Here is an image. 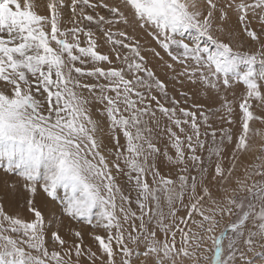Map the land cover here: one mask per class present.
I'll list each match as a JSON object with an SVG mask.
<instances>
[{"label":"snow or ice","instance_id":"obj_1","mask_svg":"<svg viewBox=\"0 0 264 264\" xmlns=\"http://www.w3.org/2000/svg\"><path fill=\"white\" fill-rule=\"evenodd\" d=\"M36 7L0 0V170L23 182L30 214L0 203V264H134L130 245L141 241L139 264H251L246 254L264 242V129L252 127L264 125V0ZM142 51L191 91L170 95ZM59 189L61 215L91 227L87 246L35 202ZM153 221L163 240L146 228Z\"/></svg>","mask_w":264,"mask_h":264},{"label":"rangeland","instance_id":"obj_2","mask_svg":"<svg viewBox=\"0 0 264 264\" xmlns=\"http://www.w3.org/2000/svg\"><path fill=\"white\" fill-rule=\"evenodd\" d=\"M32 1H33V3L35 2V4L37 5L36 11L42 12L39 9V5L41 3H43L44 0H39L40 2L38 0H32ZM98 10L101 12L102 15L107 16L106 10H103V9H98ZM253 25H257V26H253L254 28L258 27V24H253ZM137 36L143 37V40L141 41L142 46H149V45L154 46V43L152 41H150L151 38L148 37L146 35V33L141 31L140 29H137ZM237 42H239V41H237ZM108 47H109L108 45H104L101 50L107 52ZM142 54L146 55L147 60L149 62V66H151L154 69L156 75L168 85V90H169L170 95L173 94V89H175L176 94H177V98L179 99V95H178L179 91H189V92L191 91L187 86H184L182 88L179 83L175 82L172 79V76L174 75V73H172L171 70H169L164 65L163 61H160L158 58L153 56L150 52L142 51ZM161 55H163L165 57V60L169 59L162 51H161ZM163 67H165V68H163ZM166 70H168V71H166ZM157 72H158V74H157ZM164 74H166V75H164ZM234 86H235L238 93H240L244 90V85L242 83L236 84ZM228 98L232 99L230 93L228 95ZM197 99L199 100V102H202V103L204 102L203 99L200 97H198ZM255 103L256 102L253 101V104H255ZM215 106H218V104ZM92 107H93L94 118L101 119L99 114L96 113V111H95V109L97 107H99V105L94 104ZM237 110H238V105H237ZM256 112L258 114L264 115V112H261L260 109H256ZM158 115H159V113H158ZM216 126L217 127L219 126L218 122H217ZM224 126L227 127L228 125L225 124ZM252 127L264 129V125H261L259 122H253ZM202 132H203V129H202ZM217 138L219 139V133H218ZM207 139L209 140V142L211 141V137H208ZM106 142H107V140H106ZM253 142L257 145L259 143H261L259 137L254 138ZM160 147H163V144H161ZM258 154H261V153H257L255 151L244 153L241 156V161H240L241 164L247 165V164L254 163L255 162V156ZM204 155H205V157H207L206 152L204 153ZM225 163L227 164V161ZM169 171L173 172V178H175V175H174L175 170L174 169L170 170L167 167L163 168V174H168ZM237 174L243 175L242 172H238ZM252 179L260 180L261 177L260 176H253ZM13 183H15L17 185L15 195L13 194V190L9 187V185H11ZM22 183L23 182L20 180V178L18 176H16L15 174H8V173H5L3 170H0V203H2L4 205L5 210L8 211L10 214L20 212V213H22V215L27 217L30 214L27 212L26 207H22V205H24L25 200L27 198V194L21 188ZM232 186L234 187L235 185H232ZM64 195H65L64 190L59 189L57 200L52 201L51 198L46 197V194L41 192L37 195L35 202L41 206V208L44 212V215L46 217L50 216L52 213H55L57 216L60 217V219L62 221L61 234H63L69 227L79 229L84 234V242H85V246H87L90 243V237H89L88 233L91 231V227L85 223L77 224L75 221L71 220L69 217L61 215L62 208H63L62 200L64 198ZM134 198H135V193H133V199ZM132 207L134 210H137L135 203H133ZM180 215H186V213L183 210H181ZM136 224L139 225V220L136 221ZM146 228L150 231H155L157 233V239H160V240L164 239L163 232L160 230L159 226L155 223V221H153L150 224H146ZM101 234H103V233H101ZM179 239L180 238L178 235L177 236V244L178 245H179ZM226 243H227V241L225 240V245H226ZM261 243H262V245H261ZM130 247L135 248V252L133 255L134 264H139V261L144 259L143 253L147 249L146 243L141 241L138 245H130ZM257 247L259 249H257ZM255 249H254L255 250L254 252L252 251V252H249V254L247 253L248 255L246 254V259L250 260L251 264H264V242H259L258 244H256ZM117 259H119V257H117ZM155 259L156 258L154 255L150 256L148 258L150 264H154ZM238 264H242V263L238 260Z\"/></svg>","mask_w":264,"mask_h":264},{"label":"bare ground","instance_id":"obj_3","mask_svg":"<svg viewBox=\"0 0 264 264\" xmlns=\"http://www.w3.org/2000/svg\"><path fill=\"white\" fill-rule=\"evenodd\" d=\"M38 1H39V0H38ZM32 2H33V1H32ZM39 2H40V1H39ZM34 3H35V2H34ZM40 5H41V4H40ZM40 5H39V9H40V11H42ZM230 23H231L232 25H236V18H235L234 16H233L232 19L230 20ZM253 26H257V25H253ZM255 28H256V27H255ZM242 38H243V37H241V39H242ZM146 40H147V39H146ZM150 41H151V39H150ZM150 41H149V42H150ZM154 46H155V45H154ZM145 52H146V51H145ZM152 57H153V56H152ZM158 62H159V61H158ZM148 63H149V62H148ZM158 68H159V67H158ZM163 68H165V67H163ZM160 71H161V70H160ZM166 71H168V70H166ZM157 74H158V72H157ZM160 74H161V73H160ZM164 75H166V74H164ZM234 87H235V86H234ZM258 243H259V241L257 242V244H258ZM261 245H262V243H261ZM260 248H261V247H260ZM257 249H259V248L257 247ZM255 250H256V249H255ZM255 250H254V251H255ZM254 251H253V252H254ZM257 251H258V250H257ZM256 253H257V252H256ZM248 254H249V253H248ZM248 254H247V255H248ZM250 254H251V253H250ZM254 255H255V254H254ZM252 258H253V257H252ZM252 258H251V259H252ZM241 263H242V262H241Z\"/></svg>","mask_w":264,"mask_h":264}]
</instances>
